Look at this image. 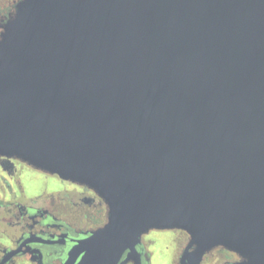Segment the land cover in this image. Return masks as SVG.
<instances>
[{"label":"water","instance_id":"95a60500","mask_svg":"<svg viewBox=\"0 0 264 264\" xmlns=\"http://www.w3.org/2000/svg\"><path fill=\"white\" fill-rule=\"evenodd\" d=\"M0 156L86 186L117 264L182 230L180 264H264V0H22L0 36ZM193 249V251H190Z\"/></svg>","mask_w":264,"mask_h":264},{"label":"flooded vegetation","instance_id":"af4514ba","mask_svg":"<svg viewBox=\"0 0 264 264\" xmlns=\"http://www.w3.org/2000/svg\"><path fill=\"white\" fill-rule=\"evenodd\" d=\"M22 0H0V36L3 26ZM58 181L53 187L30 188L32 172ZM108 220L106 203L93 190L44 173L18 159L0 156V264H79L71 250L89 239ZM170 232L180 264L190 237L182 230H152L117 264H153L158 233ZM190 251H193L191 249ZM236 254L217 248L200 264H231Z\"/></svg>","mask_w":264,"mask_h":264},{"label":"rangeland","instance_id":"374dc122","mask_svg":"<svg viewBox=\"0 0 264 264\" xmlns=\"http://www.w3.org/2000/svg\"><path fill=\"white\" fill-rule=\"evenodd\" d=\"M26 182L30 188H39L46 184L53 187L58 183L56 179L35 171L32 172L30 179ZM173 235L170 232H162L158 233V236H154L157 238L158 244L155 245L153 264H175L174 251L177 245L172 239Z\"/></svg>","mask_w":264,"mask_h":264}]
</instances>
